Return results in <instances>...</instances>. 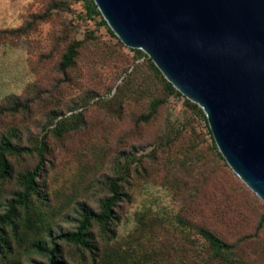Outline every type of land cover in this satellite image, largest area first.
I'll use <instances>...</instances> for the list:
<instances>
[{"label":"rangeland","instance_id":"obj_1","mask_svg":"<svg viewBox=\"0 0 264 264\" xmlns=\"http://www.w3.org/2000/svg\"><path fill=\"white\" fill-rule=\"evenodd\" d=\"M168 83L85 0H0V264H264V201Z\"/></svg>","mask_w":264,"mask_h":264},{"label":"water","instance_id":"obj_2","mask_svg":"<svg viewBox=\"0 0 264 264\" xmlns=\"http://www.w3.org/2000/svg\"><path fill=\"white\" fill-rule=\"evenodd\" d=\"M205 113L223 159L264 201V0H93Z\"/></svg>","mask_w":264,"mask_h":264},{"label":"trees","instance_id":"obj_3","mask_svg":"<svg viewBox=\"0 0 264 264\" xmlns=\"http://www.w3.org/2000/svg\"><path fill=\"white\" fill-rule=\"evenodd\" d=\"M89 3V7H90V10H91V13L94 14V15H98V16H102L100 11L98 10L97 6L95 5L94 1L93 0H85ZM103 23L105 25H107L106 21L103 19ZM108 26V25H107ZM109 27V26H108ZM110 32L112 34V36L116 37L114 35V33L111 31L110 29ZM117 38V37H116ZM74 59V55H73V49L67 53L65 55V60H64V64L65 66L66 65H70L71 62L73 61ZM159 70V69H158ZM168 87L170 88V90L172 92H176V89L173 87V85L171 83H168ZM6 148L7 149H11V150H14V151H18L17 148H12L10 144H7L6 145ZM221 158L223 159L222 155L220 154ZM7 163H6V159L4 157V154L3 152L0 154V168L1 167H4L6 166ZM31 187L33 185V182H34V179H35V175L34 176H31ZM29 196L28 193H25L23 195V198L27 199ZM110 212H111V209H107V212H106V219H110ZM89 222H90V219L88 218L84 223L83 225L80 227L79 231L77 233H73V234H65L63 235V238L66 239L67 241L69 242H79V243H84L85 240H86V234H85V230L87 229L88 225H89ZM206 238L209 239V241L211 242V245L214 247V248H217L218 250H227L229 249V246L226 245L224 242H222L218 237L212 235L211 233L209 232H205L204 233ZM58 248L57 246L54 248V250L51 252L52 256H53V264H61L59 261L56 260V252H57Z\"/></svg>","mask_w":264,"mask_h":264}]
</instances>
